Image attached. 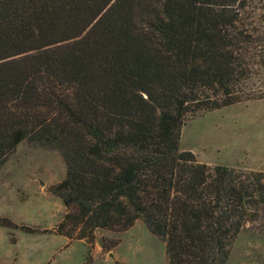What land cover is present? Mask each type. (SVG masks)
<instances>
[{"label":"trees","instance_id":"16d2710c","mask_svg":"<svg viewBox=\"0 0 264 264\" xmlns=\"http://www.w3.org/2000/svg\"><path fill=\"white\" fill-rule=\"evenodd\" d=\"M250 8L264 0H0V169L24 140L57 149L58 234L92 243L143 220L168 264H229L264 220V171L202 162L182 134L264 98L249 85L252 58L264 65Z\"/></svg>","mask_w":264,"mask_h":264},{"label":"rangeland","instance_id":"374dc122","mask_svg":"<svg viewBox=\"0 0 264 264\" xmlns=\"http://www.w3.org/2000/svg\"><path fill=\"white\" fill-rule=\"evenodd\" d=\"M247 19L264 39V8ZM262 57H254L250 88L264 90ZM182 149L202 162L264 171V98L207 111L187 121ZM59 150L22 141L0 169V216L18 227L0 225V264H168L167 243L143 220L126 230L99 228L92 243L58 234L67 208L52 186L64 179ZM37 229L29 232L21 226ZM86 264V263H85ZM229 264H264V220L250 224L232 247Z\"/></svg>","mask_w":264,"mask_h":264}]
</instances>
